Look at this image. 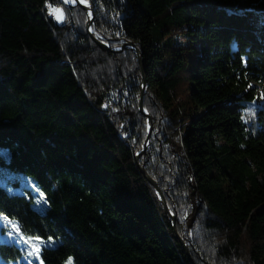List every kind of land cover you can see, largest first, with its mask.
<instances>
[{
	"label": "trees",
	"instance_id": "1",
	"mask_svg": "<svg viewBox=\"0 0 264 264\" xmlns=\"http://www.w3.org/2000/svg\"><path fill=\"white\" fill-rule=\"evenodd\" d=\"M86 1L0 0V264H264V0Z\"/></svg>",
	"mask_w": 264,
	"mask_h": 264
},
{
	"label": "water",
	"instance_id": "2",
	"mask_svg": "<svg viewBox=\"0 0 264 264\" xmlns=\"http://www.w3.org/2000/svg\"><path fill=\"white\" fill-rule=\"evenodd\" d=\"M75 4L77 6H80L84 10L88 11L89 14L91 15V18L89 19L88 24H87V28H88V31H89L90 35L92 36L91 27H92V24H93V21H94V13H93L92 8L87 3H85V5H84V3H81L80 0H75ZM94 41L104 51H107V52H119V51H122L124 48H130L138 56L139 61H140V64H141L142 69H143V84H142V95H141V99H140V111H141V113L143 115L148 116V118H149V136H150L151 135V132H152V120H151L150 116L148 115V113L144 109V94H145V90H146V87H147V79H146V73H145V67H144V59H143V56H142L140 50L138 48H136V46L134 44L126 45V46H124L123 48H121L119 50H117V49H110L107 45H105L102 42H99L96 38H94ZM148 142H149V140H148ZM139 157H138V159H139ZM142 172L145 175V177L147 178V180L151 183V185L161 194V196H162V202H163V204L165 206V211H166V213L169 216L172 217V219H173V223L172 224H173L175 230H177V228H176V217H174L173 214H172V212L170 211V209H169V207H168V205H167V203H166V201H165V199H164V197H163V195L161 193V190H160L159 185L157 184L156 181H154L152 178H150L148 176V174L146 173V171L144 169H142ZM177 236L180 239L181 244L183 245L185 251L187 252V254H188L189 258H190L191 255L189 253L187 244L185 243V241L181 238V236L178 233H177Z\"/></svg>",
	"mask_w": 264,
	"mask_h": 264
},
{
	"label": "rangeland",
	"instance_id": "3",
	"mask_svg": "<svg viewBox=\"0 0 264 264\" xmlns=\"http://www.w3.org/2000/svg\"><path fill=\"white\" fill-rule=\"evenodd\" d=\"M64 1V0H63ZM86 3L87 4H89L87 1H86ZM67 5H69V6H77L76 4H75V0H69V3H66ZM90 5V4H89ZM80 7V6H79ZM90 7H91V5H90ZM81 8V7H80ZM92 8V7H91ZM83 9V8H82ZM93 10V9H92ZM86 11V10H85ZM87 13H88V21H89V19L91 18V15L89 14V12L88 11H86ZM93 13H94V11H93ZM94 19H95V15H94ZM87 24H88V22H87ZM93 24H94V21H93ZM93 24H92V27H93ZM92 27H91V32H92V35H93V30H92ZM88 29V28H87ZM89 32V31H88ZM90 34V33H89ZM98 40V39H97ZM99 41V40H98ZM100 42V41H99ZM102 43H104V42H102ZM105 44V43H104ZM105 45H107V44H105ZM108 46V45H107ZM109 47V46H108ZM123 48V47H122ZM119 49H121V48H117V50H119ZM258 96H259V101L257 102V103H255L254 105L255 106H264V90L263 89H261L260 91H259V93H258ZM144 109H145V107H144ZM146 111V110H145ZM147 112V111H146ZM148 113V112H147ZM148 115H149V113H148ZM150 116V115H149ZM151 118V117H150ZM152 120V119H151ZM148 131H149V121H148ZM152 133V132H151ZM149 142H150V140H149ZM149 142H147V147L149 146ZM143 153H145V150H143V151H141L139 154H138V157L140 156H142V154ZM139 157V158H140ZM166 201V200H165ZM169 207V206H168ZM173 214V213H172ZM173 216H174V214H173ZM175 217V216H174ZM5 226H7L8 227V225L5 223ZM12 227H10L9 229V231H8V233H5V232H3V231H1L0 230V238H2V239H4V240H6V241H10V242H12V241H18L19 242V246H21V248H23L24 250H25V259L26 260H30V261H32V260H34L35 258H36V254H32V255H29V252L31 251V246H30V244H27V243H25V241H28V239H23L22 241H20V239H17V234H18V232L16 231V229H15V232L11 229ZM177 228V227H176ZM43 244L40 246V248H42L43 246H48L49 244H50V242H48V241H45V240H43ZM31 243H35L34 241H32Z\"/></svg>",
	"mask_w": 264,
	"mask_h": 264
},
{
	"label": "snow or ice",
	"instance_id": "4",
	"mask_svg": "<svg viewBox=\"0 0 264 264\" xmlns=\"http://www.w3.org/2000/svg\"><path fill=\"white\" fill-rule=\"evenodd\" d=\"M64 2L65 3H69V0H64ZM80 2L81 3H86V0H80ZM49 14L55 16V18L58 21H62L64 19V13H63L62 9L50 8ZM41 202L47 204L46 200H41L40 203ZM0 220H2V218H0ZM17 239H19V237H17ZM32 241H34L35 243H31ZM25 243L30 244V246H31V251L29 252V255L36 254L37 257H38L39 254H40V251H41L40 246L44 243L43 240L41 239V237L39 235L33 236V237H29L28 241H25ZM66 264H73L72 257H69L67 259Z\"/></svg>",
	"mask_w": 264,
	"mask_h": 264
},
{
	"label": "bare ground",
	"instance_id": "5",
	"mask_svg": "<svg viewBox=\"0 0 264 264\" xmlns=\"http://www.w3.org/2000/svg\"><path fill=\"white\" fill-rule=\"evenodd\" d=\"M84 5H85V3H84Z\"/></svg>",
	"mask_w": 264,
	"mask_h": 264
}]
</instances>
